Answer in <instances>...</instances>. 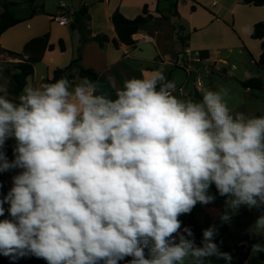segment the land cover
Masks as SVG:
<instances>
[{
	"label": "clouds",
	"instance_id": "clouds-1",
	"mask_svg": "<svg viewBox=\"0 0 264 264\" xmlns=\"http://www.w3.org/2000/svg\"><path fill=\"white\" fill-rule=\"evenodd\" d=\"M163 72L124 81L116 98L66 77L26 85L18 102L0 85V255L47 264H231L203 231L197 245L181 215L225 197L220 219L264 208V116L233 115L228 89L180 99ZM15 141L13 158L7 142ZM3 183H0V189ZM9 205L7 210L5 205ZM264 236V213L247 230ZM145 248L150 249L146 257ZM264 245H252V254Z\"/></svg>",
	"mask_w": 264,
	"mask_h": 264
},
{
	"label": "crops",
	"instance_id": "crops-1",
	"mask_svg": "<svg viewBox=\"0 0 264 264\" xmlns=\"http://www.w3.org/2000/svg\"><path fill=\"white\" fill-rule=\"evenodd\" d=\"M179 1L180 0H58L54 5L47 7L46 0H32L30 5L35 12L30 17L27 14L22 22L3 32L0 36V46L5 50L21 52L23 45L27 41L42 36L45 33H49V43L53 45V50L44 53L41 62L34 66L33 75L26 79V85L38 87L46 80L52 79L53 71L57 69L55 65L51 66L53 61L57 60L59 57L65 56L68 65L69 62L75 58L76 50L79 46V33L76 30H72L70 24L73 21V14L81 7H86L90 18L88 21V28L91 32V36L102 34L107 36L109 42H107L103 48H100L95 42L84 44L81 47V60L79 65L84 69H92L98 74V79L96 81L98 83L97 94H106L108 90L119 91L122 89L125 80L133 77L143 78L144 76H150L155 71L163 72L167 80L172 82L170 73L166 71L165 67L171 65L177 66L181 60H183V62L191 60V53L198 55L199 51H208V58L196 59L198 64L206 62L211 65L207 67L210 68L209 71H206L208 75L210 72L224 69L227 65V56H222L221 51L224 50L226 52L228 50L226 54H229L230 48L221 49L219 46H206V44H201L193 49L190 45L196 34L214 24L212 21L219 22V17L227 16V19L232 21V25L236 29V34L239 35L238 39H241L244 43L242 45H236L237 49L239 52H241V49L248 51L250 63L256 64L261 54L260 41L251 39L250 34L255 23L264 21V4L254 6L245 4L244 0H194L193 3L190 2V6L195 3L198 5H196L197 8L192 13L187 15L186 12L187 16H184L185 18L187 17L186 27L185 25H181L183 20L182 12L179 13L177 10L179 18L176 19L178 25L181 27V32L184 33L182 36H187V26L189 27L188 31H191L190 34H188L189 36H187L185 50L182 54L177 39H175V35L173 34L170 20H165L163 17L169 15V11L174 4L177 9ZM60 4H64V7H60ZM144 5H146L147 12L152 19L147 25L141 27L138 34L147 35L146 31H152L153 35H150L151 42L149 43H152L154 52L149 59H145L147 63L146 67L140 64V69L134 71L127 65L125 60H144L140 57L141 55L133 53L134 49L141 43H135L132 46L120 44L115 48L112 41L117 40V35L111 22V16L117 10L125 18L134 19L136 16L142 14ZM207 8L210 9L211 15L206 10ZM40 11L42 14L39 13ZM1 12L2 7L0 6V13ZM54 16L66 17L67 23L61 25L55 22L53 20ZM201 18L203 21L200 23L199 19L201 20ZM152 23H154L153 26H150ZM164 24L170 27L169 30L173 39V43H170L171 45L168 49H164L158 40L161 27ZM211 39L215 40L216 38L212 37ZM59 41H62L64 44L65 49L63 52L60 51ZM41 63L48 67L46 74H44L45 76L40 75L37 78L35 76L36 66ZM149 64H151L152 67H149ZM230 69L233 72L238 71V74H236L241 75V80H238V82L251 78V73L245 68L240 69L234 64ZM119 75L120 77H118ZM259 77L264 80V74ZM82 79L83 78L75 77L70 81L72 85L75 86V84H78ZM196 82L200 83L198 79ZM173 85L174 87L171 89L172 94L180 99H186V93L183 92L182 86L176 87L174 83ZM197 92L198 94H203L201 84ZM245 92L250 93V90H245ZM236 112H245L243 105H239L231 113L235 115ZM247 112L248 114L246 115L251 116L250 114L254 111L249 108Z\"/></svg>",
	"mask_w": 264,
	"mask_h": 264
},
{
	"label": "rangeland",
	"instance_id": "rangeland-1",
	"mask_svg": "<svg viewBox=\"0 0 264 264\" xmlns=\"http://www.w3.org/2000/svg\"><path fill=\"white\" fill-rule=\"evenodd\" d=\"M11 2H15L16 4L14 6H11L10 9L13 11L14 16L23 19L27 14L29 15L31 12V3L30 0H7ZM58 0H46V6L50 7L55 4ZM190 2H194V0H180L179 5L177 7L178 12H182L183 20L181 22V25H187L186 18L184 16H187L189 13H192L198 5V4H192L194 6V9L191 10V6L189 5ZM210 15L211 11L210 9H206ZM187 12V15H186ZM40 14L41 11L39 12ZM165 20H170L171 22V28L173 30V34L175 35L176 39V33L177 31L173 29V27H180L178 25V21L176 17L173 15V8L170 9L168 16H163ZM219 17V16H218ZM220 21L215 22L212 21L214 24L203 30L202 32H199L196 34L193 38L192 46L193 49H195L198 45L206 44V46H219L221 49L223 48H230L229 54H226L228 51L222 50V56H227V65L224 67V69H219V71H213L210 72L208 75L206 71H209L210 68H207L211 65H209L206 62H202L201 64H198V56L196 54L191 53L190 59L186 60V62H183V60L179 61L177 66L171 65L166 66V71L170 73L171 81L176 85V87L182 86L183 92L186 93L185 98L186 99H193L196 101L202 100L203 94H198L197 89L200 88L203 91L205 89L207 90H213V91H219L221 88L228 89V97L226 98L227 105L230 109V112L235 110L239 105H243V108L245 109V114H248L247 110L252 109L254 112H252L250 115L258 117L264 116V88L261 91H254L250 90V93L245 92V90L240 86L238 80L240 79V74L237 75L238 71L233 72L230 67L232 65L238 66L240 69L245 68L246 70L251 73V77H259L260 75H263V69H260L256 64L250 63V56L248 51L245 49H241V52L237 49L236 45L244 44L241 39H238V34H236V29L232 25V21L227 19V16L219 17ZM196 21V20H195ZM201 20L199 19V22L201 23ZM154 23H152L153 26ZM168 24V23H167ZM164 24L161 27V32L158 37V40L164 49H168L169 46L173 43L172 34L170 32V27ZM161 25V23H160ZM187 26V36L190 34L188 31ZM140 29L137 31L140 32ZM146 31V30H145ZM147 36L150 37V35H153L152 31H146ZM181 35H184L183 32H181ZM23 36V35H22ZM21 36V37H22ZM20 37V38H21ZM216 38L215 40H212L211 38ZM19 38V39H20ZM15 40V39H14ZM171 43V44H170ZM180 51L182 54L185 50V44L181 45L177 41ZM1 47V46H0ZM154 52V47L152 43H144L138 45L134 49V54L141 55L144 60H125L128 66H130L131 69L139 70L140 64L143 67L147 66V63L145 62V59H149L150 56H152ZM15 63H17V60H12L8 56H6L5 53L0 54V85L6 86L8 88L9 82L11 80V75L14 72V66ZM198 64V65H197ZM56 66V68H64L67 65L66 57L62 56L59 57L57 60L53 61V64L51 66ZM181 65V66H179ZM50 66V67H51ZM47 67L45 64H39L36 66V74L35 76L38 78L40 75L45 76ZM118 67V66H117ZM116 67V68H117ZM149 67H152L151 64H149ZM187 69V70H185ZM237 73V74H236ZM120 77V75L118 76ZM260 78V77H259ZM200 81V84L196 82V80ZM117 91H111L108 90L106 94H103L107 96L110 99L116 98ZM18 96L9 95L8 98L10 100H13L14 102H18ZM245 103V104H244ZM245 105V106H244ZM247 112V113H246ZM19 170H13L9 174L5 175L2 179H0V183H3V188L0 189V192L4 193L7 192L11 186H12V176L17 174ZM209 194L213 195L211 189L209 188ZM214 196V195H213ZM215 197V196H214ZM5 209L9 207V205L4 206ZM224 211V202H221L215 197L214 202L209 203L207 205L197 203V205L192 209V215L189 217V214H184L179 217V219L182 221V228L183 227H190L193 231V233H202L205 229H208L210 227H214L216 229V235L214 237V242L218 245L220 251L222 252H228L232 256L231 264H264V252L256 253L255 255L252 254V245L256 243H260L261 245H264V236H254L249 234L247 231L248 228L255 222L257 217L264 213V208L262 209H252L249 210L247 207H241L239 210V213L232 217V220L230 223H224L220 219V214ZM8 217L7 211L5 212V216L0 217V220H3ZM195 237V236H194ZM195 241L198 245V242L195 238ZM250 245L251 249L249 251L248 257L245 261L242 263L239 262L240 256L242 252H244L247 248V246ZM145 254L146 257H150V249L145 248ZM131 257H126L124 260L120 261L119 264H127L129 260H131ZM43 264H47V261L42 259ZM210 261V264H226V262L223 259H217L216 257H210L208 258ZM0 264H39L35 261H33L30 257L26 256L23 258H20L16 261H11L8 257H5L3 255H0Z\"/></svg>",
	"mask_w": 264,
	"mask_h": 264
},
{
	"label": "trees",
	"instance_id": "trees-1",
	"mask_svg": "<svg viewBox=\"0 0 264 264\" xmlns=\"http://www.w3.org/2000/svg\"><path fill=\"white\" fill-rule=\"evenodd\" d=\"M32 2V0H30ZM245 4H250L254 6H260L264 4V0H244ZM16 3L0 0V6L2 7V12L0 13V36L8 28L20 23L23 19H19L14 16L13 11L10 9L11 6H14ZM173 15L176 18H179V14L176 9V5L172 6ZM194 9V6H191V10ZM35 12L32 8L29 14V17ZM152 17L147 12V7L144 5L142 9V14L136 16L134 19H127L117 10L111 16V22L114 26L117 40H113L112 44L117 48L120 44L126 46L134 45V42L131 36L139 30L144 25H147L151 21ZM90 20L88 11L86 7H81L77 12L73 14V21L70 24L72 30H76L79 33V46L76 50L75 58H73L69 64L64 68H57L53 71V76L51 80H46L44 83H53L56 80H59L61 77H66L69 81L73 80L75 77L78 78H88L91 81L96 82L98 79V74L92 69H84L79 65L81 60V47L88 42H95L100 48H103L104 45L109 42L107 36L102 34H97L91 36V32L88 28V21ZM177 31L176 39L181 44H185L187 36H182L180 33L181 27H173ZM251 39L259 40L261 47V54L256 61V65L264 70V21L257 22L253 25L251 34ZM60 51H64V44L62 41H59ZM53 50V45L49 43V33H45L42 36H38L27 41L22 48L21 52H13L9 50L2 49L0 47V54L5 53L12 60H17L14 66V72L11 75V80L8 85L9 95L18 96L26 86V79L33 75L34 66L41 62L43 55L46 51ZM199 59L208 58V51H199ZM240 86L247 90L261 91L264 88V80L259 77H251L245 81L239 82ZM258 117L257 115H255ZM15 146V141L10 139L7 142V155L9 159L13 158V147ZM12 172V171H11ZM10 172L0 173V179ZM210 189L213 195L220 200L221 202L225 201V197L219 195L214 184L210 186ZM4 195L7 192L3 193ZM192 215V212L189 213V217ZM198 245L200 244L203 235L202 233L194 234ZM251 246L248 245L246 250L242 252L239 262L242 263L248 257ZM33 261L43 264L41 258H38L34 255L29 254Z\"/></svg>",
	"mask_w": 264,
	"mask_h": 264
},
{
	"label": "built area",
	"instance_id": "built-area-1",
	"mask_svg": "<svg viewBox=\"0 0 264 264\" xmlns=\"http://www.w3.org/2000/svg\"><path fill=\"white\" fill-rule=\"evenodd\" d=\"M60 7H64V4H60ZM53 20L61 25H65L67 23V19L64 16H54ZM134 44L135 43H149L151 42V38L147 35H139L135 33L131 36ZM200 84V83H198Z\"/></svg>",
	"mask_w": 264,
	"mask_h": 264
}]
</instances>
